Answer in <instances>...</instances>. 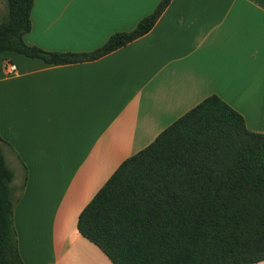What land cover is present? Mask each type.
Instances as JSON below:
<instances>
[{
    "label": "crops",
    "instance_id": "0c3cea01",
    "mask_svg": "<svg viewBox=\"0 0 264 264\" xmlns=\"http://www.w3.org/2000/svg\"><path fill=\"white\" fill-rule=\"evenodd\" d=\"M159 2L34 0L23 41L92 52ZM209 96L264 134V0H171L149 32L92 61L0 56V142L23 264H111L78 233L80 212L121 162Z\"/></svg>",
    "mask_w": 264,
    "mask_h": 264
},
{
    "label": "trees",
    "instance_id": "16d2710c",
    "mask_svg": "<svg viewBox=\"0 0 264 264\" xmlns=\"http://www.w3.org/2000/svg\"><path fill=\"white\" fill-rule=\"evenodd\" d=\"M171 0L92 52L24 43L34 0H7L0 56L61 65L98 59L145 35ZM13 172L0 146V264H23L13 226ZM77 231L111 264H257L264 261V134L209 96L125 159L83 208Z\"/></svg>",
    "mask_w": 264,
    "mask_h": 264
},
{
    "label": "rangeland",
    "instance_id": "374dc122",
    "mask_svg": "<svg viewBox=\"0 0 264 264\" xmlns=\"http://www.w3.org/2000/svg\"><path fill=\"white\" fill-rule=\"evenodd\" d=\"M7 16H8V4H7V0H0V23H2L6 19ZM0 146H1V149H2V152H3V146L1 144V142H0ZM4 160H5L6 165L9 167V164H10L9 162L10 161L8 162L9 163L8 164L7 163V160L5 159V157H4ZM17 174L20 175V178H21V174L18 171V169H17Z\"/></svg>",
    "mask_w": 264,
    "mask_h": 264
},
{
    "label": "built area",
    "instance_id": "2783aa9c",
    "mask_svg": "<svg viewBox=\"0 0 264 264\" xmlns=\"http://www.w3.org/2000/svg\"><path fill=\"white\" fill-rule=\"evenodd\" d=\"M7 71L10 73H14L15 72V67L12 64H8L7 65Z\"/></svg>",
    "mask_w": 264,
    "mask_h": 264
}]
</instances>
